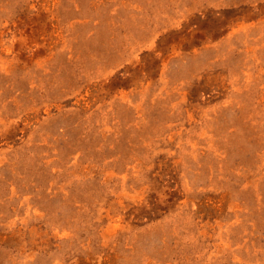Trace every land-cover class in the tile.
I'll list each match as a JSON object with an SVG mask.
<instances>
[{
	"label": "rangeland",
	"instance_id": "rangeland-1",
	"mask_svg": "<svg viewBox=\"0 0 264 264\" xmlns=\"http://www.w3.org/2000/svg\"><path fill=\"white\" fill-rule=\"evenodd\" d=\"M0 264H264V0H0Z\"/></svg>",
	"mask_w": 264,
	"mask_h": 264
}]
</instances>
